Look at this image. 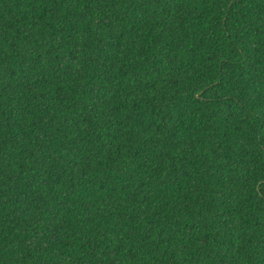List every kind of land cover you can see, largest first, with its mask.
I'll use <instances>...</instances> for the list:
<instances>
[{
    "label": "trees",
    "instance_id": "obj_1",
    "mask_svg": "<svg viewBox=\"0 0 264 264\" xmlns=\"http://www.w3.org/2000/svg\"><path fill=\"white\" fill-rule=\"evenodd\" d=\"M0 264H264V0H0Z\"/></svg>",
    "mask_w": 264,
    "mask_h": 264
}]
</instances>
